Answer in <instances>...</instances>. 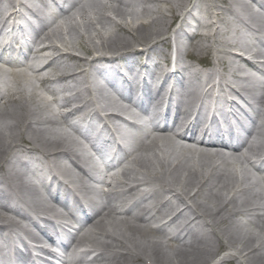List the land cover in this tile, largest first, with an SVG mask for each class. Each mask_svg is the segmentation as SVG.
Instances as JSON below:
<instances>
[{
    "label": "bare ground",
    "instance_id": "bare-ground-1",
    "mask_svg": "<svg viewBox=\"0 0 264 264\" xmlns=\"http://www.w3.org/2000/svg\"><path fill=\"white\" fill-rule=\"evenodd\" d=\"M59 1L20 0L33 17L27 20L34 34L31 48L45 45L32 56L9 48L0 54L13 66L10 71L0 69V264H38L34 255L43 250V243L57 242L56 236L64 234V226L73 219L85 227L74 234L70 245L61 236L60 245L68 248L67 256H76L83 248L74 264H264V158H257L256 164L251 161L252 156L264 155V83L259 77L264 75V0H142L154 6L165 4L161 10L136 9L138 0H90L94 7L89 8L80 6L82 0ZM8 5L10 0H0V27L19 15L17 9L4 16L2 8ZM56 8L61 9L58 15ZM191 8L200 18L193 31L187 17ZM183 10L187 15L172 35L170 28ZM66 17L71 22L66 35L72 42L63 36ZM104 18L116 25L117 32L102 34L97 20ZM61 36L64 40L59 43L55 38ZM171 45L177 49L175 73L166 70L170 65L166 47ZM101 62L113 65L98 71ZM124 70L141 74L144 87L150 72L155 76L166 70L157 77L161 80L157 89L161 91L170 80L176 85L170 96H178L175 91L191 93L197 117L205 104L202 98L209 93L218 115L211 106L207 120L210 124L214 115L216 131H202L199 140L190 129L189 135L121 131L117 119L129 108L92 75L102 72L120 90L126 88L121 95L131 97L136 90ZM84 93L89 98L71 109ZM230 93L246 103L253 99L257 106L251 115L252 123L261 118L257 129L241 125L253 137L250 141L237 133L241 120L233 114L235 99ZM183 102L180 127L188 124L192 110L189 101ZM87 106L96 113L85 114L84 121L95 131L84 126L89 137L84 142L67 132L64 116ZM102 110L111 114L99 120ZM163 124L172 122L165 116ZM115 132H121V142L130 147L119 171L103 177L104 186L98 190L92 182L100 169L86 150L91 141L105 149L99 139L109 146ZM21 157L25 158L21 165H34L42 181L27 178L24 168L14 163ZM114 163L119 160L110 162ZM241 163L253 165L255 174L250 176ZM42 182L73 219L44 203L35 187ZM81 199L88 204L84 206ZM156 222L161 224L152 226ZM205 231L211 234L210 241ZM18 240L24 249L15 243ZM222 247L231 253L220 263L216 258ZM7 248L13 250V257L4 252ZM92 252L97 254L84 263Z\"/></svg>",
    "mask_w": 264,
    "mask_h": 264
},
{
    "label": "rangeland",
    "instance_id": "rangeland-1",
    "mask_svg": "<svg viewBox=\"0 0 264 264\" xmlns=\"http://www.w3.org/2000/svg\"><path fill=\"white\" fill-rule=\"evenodd\" d=\"M152 4V3H151ZM150 3H147V2H143L142 0H138V1H136L135 2V4H134V6H135V8L136 9H139V10H142L143 8H145V7H153V9H155V10H161V9H165L166 8V5L164 4V5H159V4H157V5H155L154 6V4H152L151 5ZM80 6L81 7H86V8H89V7H94L92 4H91V1L90 0H82L81 2H80ZM81 8H79L78 10H80ZM88 12H89V9H86ZM85 10V11H86ZM84 11V12H85ZM80 12H81V10H80ZM83 12V11H82ZM92 15H95V11H94V13L92 12ZM128 17V20H130L131 19V16H127ZM85 21H89V19H86ZM67 22V23H66ZM71 22H70V20H69V18L68 17H66V18H64V20H63V33L65 34V35H63L64 37H65V39H67V41L68 42H72V40H71V35L69 34V35H66V33H68V31H69V29H68V25L70 24ZM97 24H98V29L99 30H101L102 31V34H104L105 35V33H107L108 31H115V32H117V27H116V25L114 24V23H112L111 21H109L108 19H106V18H104V19H99V20H97ZM175 24V23H174ZM174 24H173V26H174ZM173 26H171V28L170 29H172V27ZM61 31V30H60ZM63 36H61L60 38H55L59 43H61L62 42V40H64L63 39ZM181 40L183 41V42H185L186 40H187V38H186V36H182L181 37ZM81 44H82V42H81ZM69 45V44H68ZM76 47H77V50L78 51H80V47L79 46H77L76 45ZM170 48V46H167L166 47V50H167V52L169 51L168 49ZM77 51V52H78ZM81 52V51H80ZM50 53H52V51H50ZM261 120V118H256V123L258 122V121H260ZM241 164H243L242 166H243V169L244 170H246L247 172H248V174L250 175V176H253L254 174H255V170L254 169H252L251 167H250V165H248V163H241ZM240 170V169H239ZM263 186V185H262ZM264 187V186H263ZM205 232H207V235H208V238H209V241H210V239H211V234L210 233H208L209 231H205ZM192 233H194V234H197V232H195V231H193ZM199 235V234H198ZM206 235V236H207ZM262 236H264V232L261 234ZM260 235V236H261ZM153 237V236H152ZM165 243V242H164ZM166 244V243H165ZM212 244V243H211ZM210 244V245H211ZM213 244H215V243H213ZM166 249H168L169 251L172 249L171 247H165ZM264 251V250H263ZM230 253H231V251L229 250H227L225 247H222V249H220V251H219V253H218V256H217V258H216V260H217V262H223L224 261V259H226L227 257H230ZM228 259V258H227ZM236 262H238V261H236ZM223 264H230V263H227V262H223Z\"/></svg>",
    "mask_w": 264,
    "mask_h": 264
}]
</instances>
